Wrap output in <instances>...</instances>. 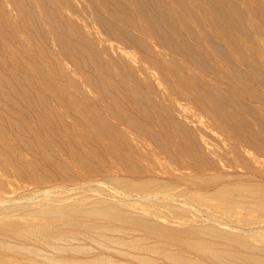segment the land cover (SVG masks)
Returning a JSON list of instances; mask_svg holds the SVG:
<instances>
[{
    "label": "bare ground",
    "instance_id": "1",
    "mask_svg": "<svg viewBox=\"0 0 264 264\" xmlns=\"http://www.w3.org/2000/svg\"><path fill=\"white\" fill-rule=\"evenodd\" d=\"M254 105L264 119V0H0V192L102 175L138 201L4 210L0 264H264ZM173 204L188 213L156 210Z\"/></svg>",
    "mask_w": 264,
    "mask_h": 264
},
{
    "label": "rangeland",
    "instance_id": "2",
    "mask_svg": "<svg viewBox=\"0 0 264 264\" xmlns=\"http://www.w3.org/2000/svg\"><path fill=\"white\" fill-rule=\"evenodd\" d=\"M199 1L203 3L206 0H199ZM129 4L132 5V1L127 2L128 7H131ZM109 7L111 9L114 8V6H112L111 4H109ZM149 8L151 9V7H149V5L147 7H145L144 8L145 12H146V10H147V12H149L150 11V10H148ZM205 9L208 11L207 7H205ZM113 10H116V9L114 8ZM142 10H143V8H142ZM151 13L155 14L153 12H151ZM156 16H157V19L158 18L161 19V20H159V19L158 20H159V22H161V25L164 28V31L167 32L169 29L167 27H165L163 25V23H162L164 20H167V19L164 16H162V15L158 16L156 14ZM222 24H224V23L222 22ZM160 43H163V42L160 41ZM157 49L158 50H163L164 49L165 53L167 52L166 54L164 53L165 55L163 54L162 56H159L160 58H162L164 60V62L166 64H168V61H169L168 59L172 60V56H173V58L176 56V55H174L171 52V50H166L165 46H163L162 44H159V46H157ZM167 54L168 55L170 54V56H168ZM183 58L184 57L180 55L179 59L184 62L183 64L185 66L187 65L188 67H191L190 64L188 63V61L183 59ZM111 77L112 78H116V76H114L113 74H111ZM214 82H216V81H214ZM221 87H223L225 90L228 89L226 86H221ZM225 90H224L223 93H225L227 91V90L226 91ZM241 95H245V94H241ZM245 97L247 98V95ZM228 99H226V101L224 99L225 103L228 102L229 105L235 106L236 109H238V110H242V114L245 117L249 118V122H251L250 125L255 123V122H252L253 120L251 121V119H250L251 117L249 116V114H247V113H245L243 111V108H246V107H240L237 103H236L237 106H236L235 103H234V105H233V103L230 104V102L227 101ZM187 104L189 105V103L186 102L185 105H187ZM189 106H187V107L185 106L184 108H192L193 107V105H189ZM252 109L254 111L257 110L256 112L259 113V114L255 113V115H257V116L259 115L258 117L263 119V117L261 116L262 115L261 114L262 113V111H261L262 108L261 107H259L260 111H258L259 109H258L257 105L252 106ZM65 118H66V120L68 122H69V120H70V122L72 121L68 117H65ZM143 119H144V122L146 124H148L149 126H151L154 130L158 129L149 119H147V120H146V118H143ZM263 121H264V119H263ZM206 130H207V136L208 137H221V136L218 135V133H213L211 129H206ZM46 141H48V140L46 139ZM142 145L145 146L146 147L145 149H147V150L148 149L151 150V148H152L149 144L147 146L145 143L144 144L142 143ZM54 146L58 150V147L56 145H54ZM11 178L10 177H9V179L6 178L10 183L8 182L9 186H7L8 188H6V191H4L6 193L0 192V198H6V199H10V200L13 199L11 201H13L15 204L12 202V204L10 203V204H7V205H5L3 207H0V212H3L4 210L14 209V208H16V209L19 208V209H23V210H26V209H29V208L33 209L34 207H36L35 205H39L40 207L45 208L44 204L47 203V202L49 204H59V203L62 204L63 203L62 205H67V204H69L71 202L72 203H79V204L80 203H87V202H89V200H90V202H93V201H95V199H93L95 197V195L96 196L101 195V197L103 199L107 200L108 203L110 202V203H113L114 205H118L120 207H124V206L126 207V206H131V205L134 206V203H138V201H134V200H132V202H129V201L125 200V199L122 200V197L120 195L123 192H125V191H126L125 193L131 192V191L127 190L122 183H118V182L112 181L108 177H105V176H102V175L101 176L100 175H90L89 177L83 178L85 180H86V178H87V180H90L91 182L90 181L89 182L91 183L92 186L87 185V186H84L82 188L80 187L81 186V184H80L81 182H80L79 179H77V180L76 179L75 180H67V181L57 180V181L43 182L41 184L39 182H33V184L31 182H27L28 184L27 183L26 184H24V183L20 184V182H18L16 179L14 180V178L13 179H11ZM15 181H17V183ZM81 181H82V179H81ZM102 182H103V184H102ZM16 184H17V187H16ZM19 184H20V186H19ZM78 185H80V186H78ZM73 187H75V188H73ZM13 189H16V190H13ZM7 191H9V193ZM116 191H118V192H116ZM43 193H45V194H43ZM73 199H75V200H73ZM71 200H73V201H71ZM86 200H88V201H86ZM17 201H19V202L23 201L24 203L23 202L22 203H19V202L16 203ZM25 201H27V202H25ZM124 201H125L126 204L124 203ZM39 202H41V203H39ZM188 202H189V204H191V206H193V208H196V210L200 211V212L197 211L199 213V214H197L198 215L197 218L200 219V221L207 218L205 216H208V213L205 212L204 207H201L200 205H198V204H196V203H194L192 201H191V203H190V201H188ZM200 207L202 208L201 210H200ZM156 210L160 214H163L164 216H167L168 218H173V217H176V216L183 217L185 214L188 213V211H186L185 208H183L181 206L174 205V204L171 205V206H164V207L163 206H158ZM200 213H201V215H200ZM24 216L30 218V215H28V214L24 215ZM209 216H211V215H209ZM213 216H215V215H212L211 217H213ZM215 217H213V218H215L216 220H221V221L226 222V223H230L231 225L233 224V226H235V224L238 223L239 221L240 222L238 223V226L241 225L240 227H245L246 226L245 224L247 223V222L241 221L237 217L236 218L238 220H236V218H234L235 219V222H234L233 217H235V216H233L232 218L224 216L227 219L223 218V215H220V216L217 215ZM231 219H233V220H231ZM199 223L200 222H198V224Z\"/></svg>",
    "mask_w": 264,
    "mask_h": 264
}]
</instances>
